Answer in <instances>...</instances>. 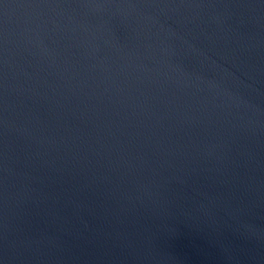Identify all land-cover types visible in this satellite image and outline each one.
I'll list each match as a JSON object with an SVG mask.
<instances>
[{
    "label": "water",
    "instance_id": "water-1",
    "mask_svg": "<svg viewBox=\"0 0 264 264\" xmlns=\"http://www.w3.org/2000/svg\"><path fill=\"white\" fill-rule=\"evenodd\" d=\"M0 264H264V0H0Z\"/></svg>",
    "mask_w": 264,
    "mask_h": 264
}]
</instances>
